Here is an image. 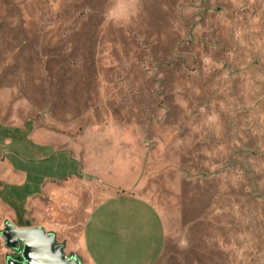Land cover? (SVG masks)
Segmentation results:
<instances>
[{
  "label": "rangeland",
  "instance_id": "rangeland-1",
  "mask_svg": "<svg viewBox=\"0 0 264 264\" xmlns=\"http://www.w3.org/2000/svg\"><path fill=\"white\" fill-rule=\"evenodd\" d=\"M92 183L157 212L155 264H264V0H0V264Z\"/></svg>",
  "mask_w": 264,
  "mask_h": 264
},
{
  "label": "crops",
  "instance_id": "crops-1",
  "mask_svg": "<svg viewBox=\"0 0 264 264\" xmlns=\"http://www.w3.org/2000/svg\"><path fill=\"white\" fill-rule=\"evenodd\" d=\"M86 189V196L96 203L89 214L82 218L77 215L75 208H63L59 205L67 203L60 197L65 191L62 186L51 184L42 188L50 205L46 215L52 221V225L48 231L53 232L58 241L64 244V251L77 254L82 264H95L94 260L99 261V264H155L162 251L164 234L162 221L153 207L149 203L143 204L145 206L142 207L141 202L131 194L99 198L102 189L100 190L94 183ZM125 203L127 206L136 204L143 210V218L138 221L142 227L126 226L131 222L129 220L124 222L123 226L117 225L116 221L113 222L112 216H115L120 206ZM32 204L39 212L43 211L42 207L47 208L42 200H33ZM74 218L81 220L79 229L73 228ZM110 221L112 223L110 232H106V225ZM106 234L111 241L109 244L103 242Z\"/></svg>",
  "mask_w": 264,
  "mask_h": 264
},
{
  "label": "water",
  "instance_id": "water-1",
  "mask_svg": "<svg viewBox=\"0 0 264 264\" xmlns=\"http://www.w3.org/2000/svg\"><path fill=\"white\" fill-rule=\"evenodd\" d=\"M1 235L11 250H20L22 244L23 260L6 258V264H82L77 254L66 255L64 244L57 241L53 232H47L42 227L19 229L5 221Z\"/></svg>",
  "mask_w": 264,
  "mask_h": 264
},
{
  "label": "trees",
  "instance_id": "trees-1",
  "mask_svg": "<svg viewBox=\"0 0 264 264\" xmlns=\"http://www.w3.org/2000/svg\"><path fill=\"white\" fill-rule=\"evenodd\" d=\"M16 252H21V249L20 250H15ZM14 259L17 260V261H22L23 258L21 255H18V256H14Z\"/></svg>",
  "mask_w": 264,
  "mask_h": 264
},
{
  "label": "bare ground",
  "instance_id": "bare-ground-1",
  "mask_svg": "<svg viewBox=\"0 0 264 264\" xmlns=\"http://www.w3.org/2000/svg\"><path fill=\"white\" fill-rule=\"evenodd\" d=\"M125 175H126V174H125ZM128 175H129V174H128ZM128 178H129V176H128V177L126 176V178L124 177L123 180H124V179H125V180H126V179H127V180H130V179H128ZM125 183H126V182H125ZM127 184H128V183H127ZM124 187H125V186H124Z\"/></svg>",
  "mask_w": 264,
  "mask_h": 264
}]
</instances>
